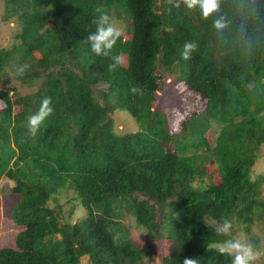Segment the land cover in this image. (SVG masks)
Segmentation results:
<instances>
[{
  "label": "trees",
  "instance_id": "trees-1",
  "mask_svg": "<svg viewBox=\"0 0 264 264\" xmlns=\"http://www.w3.org/2000/svg\"><path fill=\"white\" fill-rule=\"evenodd\" d=\"M102 12L127 22L107 56L87 39ZM11 16L20 30L0 49V74L17 54L16 78L32 88H0V179L14 182L2 192L12 243L0 264H232L219 249L264 213V173H252L264 0H219L206 19L185 0H6ZM185 42L196 45L187 59ZM167 78L203 109L156 104ZM45 98L53 112L32 133ZM116 110L138 128L115 132Z\"/></svg>",
  "mask_w": 264,
  "mask_h": 264
},
{
  "label": "rangeland",
  "instance_id": "rangeland-1",
  "mask_svg": "<svg viewBox=\"0 0 264 264\" xmlns=\"http://www.w3.org/2000/svg\"><path fill=\"white\" fill-rule=\"evenodd\" d=\"M6 0H0V49L11 48L13 43L16 41L15 34L20 30V25L17 21L16 16H11L10 18H4L5 14ZM127 21V20H126ZM113 25L120 28L121 32L125 29L127 22L124 19H114L112 21ZM20 62V57L12 56L9 58L8 64L4 67L0 74V88L10 90L13 87H19L20 90L23 89L24 93L29 92L32 87L24 85L20 80L16 78V72L14 66L16 63ZM171 78H167L165 87L162 91L157 93L156 104L161 106L178 107L183 109H203V106H199L201 103L198 100H193L191 94H186V90L183 87H178L175 82H170ZM41 83V80L35 82L33 90ZM33 86V85H32ZM99 91V90H98ZM95 96L98 101L103 103L100 92H96ZM124 111V110H123ZM114 111V130L117 133H125L130 131H135L138 128L137 123L133 117L126 111ZM218 130L214 127L209 128L207 135L210 139L214 141L217 136ZM253 175L264 173V145L258 152V159L252 171ZM14 182L10 179L2 177L0 179V246L2 244L8 245L12 243L11 235H3L2 221V192L9 186H13ZM69 199L66 204L67 209L70 206V201L72 198L70 196L66 197ZM76 213V212H75ZM77 216L81 217L82 214L76 213ZM129 215V214H128ZM233 230L234 239L240 240L241 243L249 245L253 252L256 254L255 258L250 261V264H264V213L257 221H255L251 227L250 232H245L242 225L235 224ZM233 240V239H232ZM254 240V241H253ZM226 246V244L224 245ZM234 256V253H233ZM159 264V262H157Z\"/></svg>",
  "mask_w": 264,
  "mask_h": 264
},
{
  "label": "clouds",
  "instance_id": "clouds-1",
  "mask_svg": "<svg viewBox=\"0 0 264 264\" xmlns=\"http://www.w3.org/2000/svg\"><path fill=\"white\" fill-rule=\"evenodd\" d=\"M187 7H198L200 14L203 18H208L210 15L217 12L219 8V0H185ZM215 27L222 28L223 24L221 20L214 21ZM96 31L91 33L87 39L90 42L91 50L97 55H109L110 50L115 45L117 39L121 36L120 28L113 25L110 16L106 12H102L96 20ZM196 47L194 42H185L184 50L181 55L187 59L191 51ZM115 63L110 65L111 68H115L120 63V57H114ZM53 112V108L50 104V99L45 98L42 101L39 111L29 118L30 130L35 133L40 124ZM231 228V222L225 220L223 225L217 229L219 232L225 234L229 233ZM220 252L234 253V259L232 264H250L255 258L253 249L246 244H243L238 239L226 241V246L219 249ZM184 264H196L194 259L186 258Z\"/></svg>",
  "mask_w": 264,
  "mask_h": 264
}]
</instances>
